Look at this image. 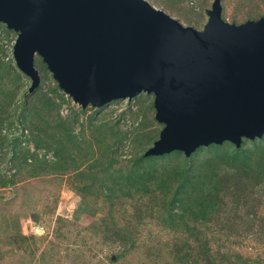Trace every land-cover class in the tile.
Returning <instances> with one entry per match:
<instances>
[{"label": "rangeland", "instance_id": "obj_1", "mask_svg": "<svg viewBox=\"0 0 264 264\" xmlns=\"http://www.w3.org/2000/svg\"><path fill=\"white\" fill-rule=\"evenodd\" d=\"M147 1L182 25L202 29L213 0ZM221 6L229 23L264 16V0H221ZM15 39L0 22V118H7L0 123V264H264L263 173L259 179L240 174L214 157L220 177L206 221L169 227L161 214L169 207L158 190L133 195L122 189L123 196L110 200L88 166L97 160V170L123 173L152 146L163 127L154 117L153 94L81 108L38 55L40 82L26 92L31 81L16 67ZM223 143L226 151L234 146ZM241 145L262 149L264 134ZM208 146L190 157L174 151L152 158L156 173L183 167L192 157H213ZM50 161L58 167L47 169ZM8 180L13 184L4 185Z\"/></svg>", "mask_w": 264, "mask_h": 264}, {"label": "water", "instance_id": "obj_2", "mask_svg": "<svg viewBox=\"0 0 264 264\" xmlns=\"http://www.w3.org/2000/svg\"><path fill=\"white\" fill-rule=\"evenodd\" d=\"M206 9L202 29L184 26L147 0H0V22L16 32V67L40 82L38 55L81 108L153 94L163 124L145 156L264 134V16L239 24Z\"/></svg>", "mask_w": 264, "mask_h": 264}, {"label": "trees", "instance_id": "obj_3", "mask_svg": "<svg viewBox=\"0 0 264 264\" xmlns=\"http://www.w3.org/2000/svg\"><path fill=\"white\" fill-rule=\"evenodd\" d=\"M0 79H4V77ZM6 119L0 118V123ZM52 143L58 146L59 142L53 139ZM210 147L216 153L213 157L210 156L202 162L192 157L185 160L183 167H170L165 172L160 171V174L156 173V162L152 158L163 159L174 151L159 156L137 155L123 170V173L116 169L109 173L106 172L110 167L99 171L97 168L101 165V161L97 160L91 162L88 168L92 172L90 175L101 182L100 186L106 189L110 200L123 196V190L129 193V190L132 189L133 195L139 193L143 195L157 190L162 192L163 202H166V207L169 208H165L161 214L165 216L164 220L168 222V226L172 227L177 222L188 224L198 220L206 221L212 212L217 201L216 188L220 177L215 170L217 163L213 162L214 157L218 162L228 165L234 172L253 173L257 179L260 175L262 176V173L264 176V147L257 151H253L245 145H241L239 148L229 146L230 148L226 151L224 143L221 145L211 144L208 148ZM54 148L56 147L53 145ZM26 160L27 156L23 158V162L26 163ZM58 165V162L50 161L47 169L49 167L52 169L53 166L58 167ZM19 167L23 168V163H19ZM32 168L37 169V166ZM3 184L10 185L13 184V181H4ZM167 195H169V200L165 201ZM176 205H180V210L177 212L174 211Z\"/></svg>", "mask_w": 264, "mask_h": 264}]
</instances>
